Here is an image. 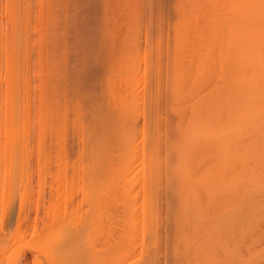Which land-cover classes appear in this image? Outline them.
I'll use <instances>...</instances> for the list:
<instances>
[{
  "label": "bare ground",
  "instance_id": "obj_1",
  "mask_svg": "<svg viewBox=\"0 0 264 264\" xmlns=\"http://www.w3.org/2000/svg\"><path fill=\"white\" fill-rule=\"evenodd\" d=\"M111 1L105 0L106 7L103 4L106 14L102 24L106 34L114 32L117 29L115 25L121 21L113 24L117 22L114 18L129 12L121 13L126 11V7H122L125 2L115 0L113 7ZM123 1L128 2V8L134 2L130 0L129 4L130 1ZM21 4L24 5L22 0H10L7 7L9 44H6L7 47L2 41V47L0 44V53L6 51L5 59L0 61L6 62L3 79L7 87L6 99L2 100L5 101L3 112L0 106V131L4 134L3 141H0V202L4 196L6 200L10 198L26 146L23 132L28 129L29 117L24 113H28L25 109L29 97L27 102L24 101V81L27 80H24L26 62L24 64L23 53L29 48V41L27 28L22 22L24 19L21 18L24 15H21ZM177 11L175 51L171 64L173 70L167 77V80H172V85L168 84L172 97L171 101L162 97L167 100L165 106L168 102L172 103V107H167L174 111L175 120L171 123V116L167 120L161 117L162 113L153 112V106L158 104H155L154 92H148L151 87L148 89L146 86L148 95L144 97L149 104L146 107L151 109L148 118L154 113L155 117L151 116L155 118H152L154 125L150 123L151 119H148L149 123L143 119L146 107L143 108L147 104L140 101V94L136 96L138 91L135 90L136 94L132 95L134 88L128 89L132 83L137 88L135 83L138 78L132 77L136 75L135 64L132 65L131 58L127 60L128 54H124L126 46L122 48L118 45L123 52L119 49L117 54L116 51L121 58L119 56V62L116 58L117 64H113L115 69L110 67L113 73L108 70V74L112 75H108L105 84L108 89L105 90L108 95L105 102L107 107H101L102 103L95 104L100 108L92 113V120L88 124H83L80 113L74 110L77 116L73 120L77 130L83 134L74 160L82 169V175L81 172L78 175L82 177V180L79 178L82 181L79 184L80 201L70 212L66 207L64 211L55 210L48 216L43 230L26 243L37 251L38 255L32 254L35 261H39V256H44L48 264H264V0H178ZM129 14L130 18L132 14ZM128 21L120 25L132 22ZM120 25L119 32L115 31L116 35L112 36H116L115 42H118L119 33L121 39L125 37L127 29L121 26L124 29L121 35ZM129 26L126 27L128 30ZM130 43L127 40L125 44L129 46ZM48 59L50 63L51 57ZM114 72L117 73L114 75ZM40 77L39 80L42 79ZM132 78L137 79L135 83ZM49 79L47 83L52 84ZM139 82L142 81L139 79ZM122 83L123 90L118 87ZM50 86L46 88L53 90ZM47 89L44 96V103L47 104L41 103V106L48 109L43 107L46 111L42 112L43 115H51L53 111L49 109L53 105L51 101L48 103L50 91ZM51 93L54 97L57 95H54V91ZM53 96L51 100L55 99ZM63 104L65 107L66 103ZM55 109L59 114V109ZM137 109L145 121H142L143 125L140 124L141 128L143 126L140 130L136 129L140 127L136 123L139 115L136 114ZM47 114L45 119H48L45 122L42 119L41 126V122H37V126L50 132L56 125L55 132H62L65 124L63 126L57 115H54V120L53 115L50 118ZM86 120L83 118V121L89 122V119ZM146 123L152 124L150 128L153 130H146L144 126L149 127ZM136 140L141 144L140 150L136 148ZM115 205H120L116 207L123 210L121 226L114 221L121 230L117 229L120 232H116L117 235L112 234L110 225L113 224V216L108 215L109 212L116 213L112 209ZM15 261L9 260L8 264Z\"/></svg>",
  "mask_w": 264,
  "mask_h": 264
},
{
  "label": "rangeland",
  "instance_id": "obj_2",
  "mask_svg": "<svg viewBox=\"0 0 264 264\" xmlns=\"http://www.w3.org/2000/svg\"><path fill=\"white\" fill-rule=\"evenodd\" d=\"M22 1L24 5L21 4L23 6V10H21L22 11L21 15L24 14L23 15L24 18L22 16L21 18L24 19L22 20V22L24 21L23 23L26 25V26L25 25L23 26L27 28V29L25 28L24 29L26 30V35L28 34L27 40L29 41V43H27V45H29L27 47L29 48H26L28 51L24 50L25 54L23 53V56H24L23 59H25L24 64L26 62L25 69H24V73H26L24 74V76L26 77H24V80L25 79L27 80V81H24V83L27 84L28 82V84L24 85L25 87L23 90V95L24 97H26V100L24 99L22 100L27 102V97H29L28 101L30 102V104L29 102L28 103L25 102L27 106L25 107L27 109H25V107L23 108L25 109V111L28 110V113L26 114L25 112L24 114L27 115L26 117H29V118L27 119L28 129L26 130V132H23V135H25L26 146L23 148V161H21L18 166L19 173L13 182L11 193L9 195L10 197L9 200H6V197L4 196L3 200L0 202V236H1L0 245H3L0 247L1 248L0 257L2 258V264H8L9 260L10 262L15 261L16 258L18 261L16 260L15 262H13L14 264L15 263L34 264L35 262L36 264L38 263L48 264L49 262L47 259L45 260V258H43L44 256L43 257L39 256V259H38L39 261H35L34 255H38V253L36 250L33 251L34 248L29 247L26 243L32 241L34 239V236H36V234H39L38 232H40V230L41 231L43 230V227H44L43 225L47 221L48 216L52 214L55 210L64 211V207H66L67 210L70 212L73 208H76V205H78L80 201L81 192L79 190L80 188L79 184L82 183L81 181L82 177L78 175L80 172H81L80 175H82V171H81L82 169H80L81 167L79 164L78 166L74 163L75 162L74 160L76 156L78 155L79 148H80L79 146H81V143H82L81 140H83L82 139L83 137L80 140L81 143L79 139L81 136H83V134L81 131L77 130V125L74 121L77 116V112L75 114V111L78 110V112L80 113L79 117H80L81 122L83 124L84 123L88 124L92 120V117H93L92 113H95V110L96 111L98 110L97 108L99 106L97 105L99 103H100L99 105H101V103L103 104L101 107L103 106L105 107V105L107 107L106 99L108 97L106 96L108 95H106L105 90L108 91V89H107V85L105 84H107L106 83L107 78L112 75L108 73L109 72L113 73L110 67L115 66L113 64L116 63L119 56L121 58V55L117 56L118 54L117 50L120 49V52H121L122 48L126 46L127 48L126 47H125L126 49L124 48L125 50L124 54L126 56L128 54L127 60L131 58L132 65L135 64L134 67L136 68V70L134 69L135 70L134 74L136 75H132V77L136 76L138 80L133 79L134 77L132 79L133 81L137 80V82L134 81V83L136 82L135 84L137 88L135 89V85L131 81L130 83H132L134 87L131 85L129 86L128 89L134 88L132 89V91L133 90L138 91L137 94H136V91L135 92L133 91L132 95L136 94V96H138V94H140L141 95L140 101H144L145 104H147L145 106L143 104L144 108L141 107L142 106L141 105L140 111L142 112V108L144 110L145 107L149 105L148 101L145 100L147 99L145 97L148 95L147 91L151 87L148 92L150 91L151 93L154 92L153 94H155L154 97L156 98L155 104H158L156 105V107L153 104L154 105L153 112L154 113L159 112L160 113V114L158 113L159 115H161L162 113L161 117L166 118L167 120H168V117L170 116L172 118L174 117L173 119L170 118L169 121H171V123L173 120H175L174 111H170V109H168V107L169 108L172 107L171 106L172 103L170 104L168 102V104H170V105L167 104L168 107L165 106L164 103L166 99L168 101L169 100L171 101V97H172L170 91L168 90V84L172 80L171 79L167 80V77L168 75L170 77V73H172V70H173L172 68L173 65L171 66V64L173 63L172 58H173V54L175 51L174 46H175V31L176 30L174 28H176V23L178 22L176 21L178 19L177 18L178 11L176 13L178 0H142L143 2L141 0L139 1L137 0L136 5H135V0H132L134 1L132 2V4H131V1L128 0L130 1L129 4H131L132 6L134 5L133 7L130 5L132 8L131 7L128 8L129 5L127 1L121 0L122 2H125L124 3L125 6L123 5L122 7L123 8L126 7L125 8L126 11L122 8L124 11H121V13L129 11L127 13L128 15L122 14L120 15L121 17L119 16L117 17V14H116L117 11L115 10L113 11L116 12L115 15L117 18H122V16L125 15L124 18L126 17L127 20L124 18H123L124 20L114 18V20H117V22L116 23L112 22V23L118 24L119 20H121L120 23H122L123 21H124L123 23L125 22L127 23L129 19H130L129 21H132L133 18L134 19L132 22L128 21L129 24L131 23L133 27L129 26V24L128 25L123 24V26L122 24L120 25V23L118 24L120 25L119 26L120 32L122 31L121 35L125 33V34H129L130 36L124 34L125 37H128V36L129 37L123 38L122 36L123 39H121L120 38L121 36H119L120 33L119 35L117 34L118 35L117 37L118 42L116 41L117 43L114 41V38L116 36L114 37L112 36L113 34L116 35V33L119 32L118 25L117 26L115 25V27H117L115 31L117 32H115L114 30L113 31L115 33L111 31L112 35H110L111 32L108 33L109 35L106 34L105 29H104L105 26L103 25L104 24L103 19L105 18L106 13L104 12L105 10L103 8L106 7L105 0H22ZM114 1L115 0L111 1L113 3V7H115ZM111 2H109V4ZM103 4L105 7L103 6ZM122 4L123 3H121V5ZM9 6H10V0H0V39H1L0 44H1V47L3 43H4V46L6 47L8 46L6 44H9L8 38H9L10 27H9V11L7 8ZM113 7L111 9H113ZM130 12L132 14L131 17L133 16L132 19L131 17L129 18ZM115 15H113V17ZM113 17L111 16V18ZM133 23L135 27L136 26L138 27V28L136 27V30H135ZM121 26L122 28L125 26L124 29L125 30L127 29L126 32L123 33L124 29H122ZM127 26H129V30L134 29L135 31L134 30L129 31L128 28H126ZM140 26L141 27L143 26V27L141 28ZM131 31L133 33H136V35L133 33L131 34L130 33ZM130 37H133V38L129 40ZM125 39H127L128 42H131L129 46L125 44L127 43V40ZM120 40L125 41V43L123 42L121 43ZM1 41L3 43H1ZM134 43L136 44L134 45ZM153 43H154V46L156 47L153 46ZM118 45L121 46L122 48L119 47L118 49L117 47ZM135 46H139V47H135ZM128 47L130 48L128 49ZM132 47H134V51H133L134 53L132 52V49H133ZM127 49L130 52L126 51ZM116 51H117V54H116ZM5 53H6L5 50H3V53H0L1 60L5 59L6 57L4 56L6 55ZM147 54H148V58H147ZM47 56L51 57L50 63H49V59L46 60L47 58H49ZM52 59H54V61ZM119 59H118V62H119ZM125 61H126V57H125ZM0 62H1L0 65L1 64L4 65V66L1 65L2 67H0V70H1L0 74L3 73L2 75H0V98H1L0 102H1L3 99H6L5 93H6L7 87L5 85L6 84L5 80L3 79L5 78V75H6V72H4L6 71L5 69L6 62L5 61H0ZM45 64L46 65L48 64V65L46 66ZM144 65H147V67H145ZM159 67L160 69H158ZM112 69H115V67ZM47 70L49 71L47 72ZM108 70H111V71L108 72ZM160 71L162 73H160ZM116 73L117 72H114V75ZM41 74H43V76H41ZM47 75H48V78H47ZM117 75H116V78L118 77ZM146 75L147 76L149 75V76L147 77ZM158 76L160 77L158 78ZM39 77L42 78L40 79L41 82L39 80ZM47 79H49V83H52V84H48ZM139 79L142 82H139ZM158 79H162V80H158ZM158 81H160L159 83L161 84L159 83L157 84ZM44 82H46L47 86L51 85L50 87L53 88V90L52 89L50 90V88H48L50 93L51 91H54L55 92L54 95L57 94L55 97L53 96V93H51L52 95L49 93V96H47V98L48 97L50 98L48 103H50L51 101L52 102L51 105H53V107L49 105L50 111H51V108L53 109V111H51L52 113L51 115H53V113L55 112L54 111L56 110L55 108L59 109L61 105V108L59 109L60 115L56 113L58 112V110L55 112L54 115L55 116L57 115L56 116L57 119H60L59 121H62L63 126L65 124V126L63 127L64 129L62 128L63 129L62 132H55L56 129L54 130V128H56V125H54L55 127L52 129L55 132V133L52 132V136L54 137L51 136L52 130L49 132V130L44 129L46 131L45 132L40 127L42 124V119L44 120L45 114H47L45 113L43 115L42 113V112H46L44 111V108H43L46 106H43V105L41 106V103H44V100H45L44 96L46 95V92H48V91L45 92V89H47L46 88L47 86L44 84ZM154 82L156 85L154 84ZM170 84L172 85V82ZM55 85H58L61 88L58 89L59 87L56 86V89H55ZM122 85L124 86V84L122 83L118 87H121ZM154 85L158 87L159 89L156 87L154 88ZM145 86L146 88L148 87L149 88L145 90L146 89ZM41 87H43L42 89L44 91L41 90ZM62 88H65V89H62ZM122 88L124 87H121L120 89L123 90ZM145 91L146 93H144ZM40 95L42 97L41 100H40ZM159 95L160 97H158ZM51 96H53L55 99L56 97H59L60 101L58 100V98L56 100L55 99L51 100ZM24 97L22 96V98ZM162 97L166 99H163ZM68 98L70 99V102ZM157 98H160L161 100ZM104 99L105 101H103ZM100 100H102L103 102ZM4 102L2 101L1 102L2 105L0 104V106L2 107L1 108L2 110L1 109L0 110L2 112L5 110V109L3 110V106L5 105L3 104ZM158 102H160L161 104ZM53 103H57V104H53ZM63 103H66L65 107H63L64 106ZM72 103L76 105L72 106ZM46 104L47 103H44V105ZM54 105H57V107L54 108ZM68 106H70V109ZM71 106L75 108L73 109L71 108ZM159 106H161L160 109L158 108ZM154 107L156 109H154ZM40 108L42 111L40 110ZM46 108L48 109V107ZM91 108H93L94 110H91ZM80 109L82 110L80 111ZM37 110H39V112ZM72 110L73 111L75 110L74 113ZM150 110H151L150 108L146 107V109L144 110V112L145 111L146 112L145 113L142 112L143 115L145 114L144 115L145 118L143 119H147L146 122L148 123H149V120L151 119L152 121L150 120V123L152 122V124L154 125L153 119L155 120V118L153 117L155 116L153 115L154 114L153 112H152L153 114L150 115V117L151 116L153 117L148 118L149 113H151ZM161 110L162 112H160ZM40 111H41V115L39 114ZM140 111H138L137 109L136 114L139 113ZM165 111L169 112L170 115L167 114ZM65 112L66 113L68 112V113L66 114ZM142 113L141 114L139 113L140 117L139 115H137L138 117L136 118L137 121L139 120L138 122L136 121V123H139V125L142 123V121L145 122L142 119L143 117ZM3 114L4 113H2L1 115ZM28 114L30 116H28ZM72 114L75 116H73ZM48 115L49 114H47L46 116ZM51 115H49L50 118H52ZM82 115H84L85 117ZM54 117L53 119L55 120L56 117L55 118ZM73 118L75 119L73 120ZM83 118L84 120L89 119L88 120L89 122H86L87 120L83 121ZM47 119L48 118H46L43 122H45ZM53 119H52V122L54 121ZM136 119L134 117V121ZM39 121L41 122L40 126H37L39 125V123L37 124V122ZM48 121H51V119H49ZM55 122H58V121H55ZM73 123H74V126L76 125L75 127L72 125ZM58 125L62 126V124H58ZM141 125H143V123ZM141 125L140 127H137L136 125L137 127L136 129L137 130L142 129L143 126L141 128ZM151 125H149V127L145 125L144 127H146V130H149L148 128H150ZM39 128L42 131H40ZM43 131L45 134L42 133ZM39 133H42V135ZM138 137L140 138V135ZM139 138L137 140L141 141V139ZM3 139H4V134L3 132L0 131V141H3ZM137 140L136 142L138 143V146L136 144V148L139 147L138 149L140 150L141 144ZM120 205H115L112 208L115 210V211L113 210L114 212H116L115 214H117L119 210H120V213L118 212L116 216L114 213L109 212L108 214L110 215V217L113 216L111 218V220L113 219L112 220L113 224L111 223L112 225H110L111 226L110 228H112V231H113L112 234L115 233V235H117L116 232L120 233L118 230H120L119 227L121 226L120 224L122 221L121 215H122L123 210L121 211V209H123L122 207L123 205L122 204ZM116 206H120L121 209H119V207H116ZM113 211L111 210V212ZM114 216L117 218H115ZM123 216H124V213H123ZM115 219H117V221ZM114 221L116 222V224L120 226L114 224ZM22 242H23V245L21 244ZM138 242H140V240H138ZM10 243H12L11 244L12 246L10 245ZM137 244H138L137 246L139 247L140 246L139 243ZM40 260H41V263H40ZM43 260L44 262L45 261L46 262L44 263Z\"/></svg>",
  "mask_w": 264,
  "mask_h": 264
}]
</instances>
